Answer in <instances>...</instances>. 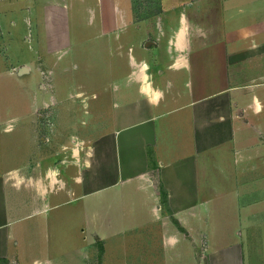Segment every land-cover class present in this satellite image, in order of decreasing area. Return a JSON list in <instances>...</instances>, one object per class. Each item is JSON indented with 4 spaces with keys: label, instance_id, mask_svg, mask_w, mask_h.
Returning a JSON list of instances; mask_svg holds the SVG:
<instances>
[{
    "label": "crops",
    "instance_id": "obj_1",
    "mask_svg": "<svg viewBox=\"0 0 264 264\" xmlns=\"http://www.w3.org/2000/svg\"><path fill=\"white\" fill-rule=\"evenodd\" d=\"M232 1L242 14L236 13L226 22L234 29L225 41L231 45L226 52L244 51L248 80L231 83L224 74L227 66L222 73L213 51L199 46V50H191V29L186 21L178 50L181 12L178 25L158 38L165 41L162 58L170 65L148 73L152 88L160 90L162 98L149 104L139 92L145 83L143 65L139 72L133 71L132 81L138 85L134 83L131 91L130 108L124 105V92L117 93L116 129L100 134L99 162L84 165L87 176L77 177L76 168L66 160L63 167L56 163L52 169L73 180L58 177L65 185L48 181L47 188L42 177L29 178L28 185L39 190L40 195L35 196L28 187L23 193V183L15 187L14 180L6 179L13 170L23 176V162L0 170V264H91L89 254L96 241L103 242L106 257L108 253L112 256L105 264H203L194 258L188 237L193 232L202 234L204 228L210 233V203L215 194H221L214 174L229 173L230 166L236 167L234 172L239 170L246 166L250 152L264 148L263 144L256 148L249 144L264 139V0ZM252 12L260 15L252 16ZM160 43L153 42L151 49L158 51ZM196 44L202 42L197 38ZM168 73L169 80L165 79ZM254 97L262 106L258 113ZM13 122L1 123L5 125L0 129L1 164L8 152L10 156L12 145L5 137L12 130L4 129L9 125L13 129ZM79 133L72 136L82 139ZM109 139L113 144L110 153ZM109 175L115 182L107 181ZM161 188L167 194L165 204ZM75 201L84 205L77 229L75 214L51 215ZM23 208L31 210L23 216ZM42 214L49 221L53 217L52 228L49 224L44 234L45 243L35 231L23 232L24 218ZM210 236L212 246H217L219 239Z\"/></svg>",
    "mask_w": 264,
    "mask_h": 264
},
{
    "label": "rangeland",
    "instance_id": "obj_2",
    "mask_svg": "<svg viewBox=\"0 0 264 264\" xmlns=\"http://www.w3.org/2000/svg\"><path fill=\"white\" fill-rule=\"evenodd\" d=\"M236 10L238 6L230 0H0V129L5 120H15L11 134L5 136L12 142L10 156L8 152L0 170L23 162L27 178L23 193L28 187L35 196L40 195L39 190L28 185V179L42 177L43 186L48 188L45 174L56 163L63 167L66 160L76 168L77 177L87 176L85 161L99 162L100 134L116 129L117 93L124 92V105L130 108L131 91L138 85L132 81L133 71L139 72L144 63L149 66L148 73L170 65L162 58L165 41L158 38L178 25L181 12L190 24V49L213 51L222 73L227 66L224 74L231 83L246 82L249 75L244 68V51L226 52L230 44L225 41L234 30L226 22L234 14H242ZM251 15L259 16L260 12ZM197 38L202 44H196ZM147 41H159L161 47L151 49L153 45L146 46ZM23 68L26 71L20 73ZM165 79H170L169 73ZM78 133L82 139H76L83 144L73 157L71 149L77 145L71 138ZM17 142L21 144L15 145ZM250 143L256 148L264 145V139ZM111 144L109 139V153ZM64 145L69 146L67 151L61 150ZM258 151L250 152L245 157L246 166H239L238 171L230 166L229 173L214 174L221 194L212 197L208 228L219 244L212 246L206 228L202 234L189 235L198 263L264 264V148ZM228 161L231 159H225ZM59 177L61 181L73 180L62 173ZM107 179L115 182L110 175ZM81 204L75 201L51 215L69 211L76 215L75 225L84 217ZM30 210L23 208V216ZM52 216L50 221L47 214L24 218L23 232L35 231L45 243ZM232 243L236 247L227 248ZM105 253L103 242L96 241L90 263L111 260V254L106 257Z\"/></svg>",
    "mask_w": 264,
    "mask_h": 264
},
{
    "label": "clouds",
    "instance_id": "obj_3",
    "mask_svg": "<svg viewBox=\"0 0 264 264\" xmlns=\"http://www.w3.org/2000/svg\"><path fill=\"white\" fill-rule=\"evenodd\" d=\"M184 23H185L184 18L181 17V28L178 30L177 41H176L178 50H179L180 41L183 38V35L185 33ZM148 68H149L148 64L144 63L143 64V71H144L143 79H144L145 83L140 87L139 92L141 93V95L145 96V98L147 99L149 104L154 105V104L159 102V100L162 98L163 93L158 89L152 88L151 83H150V79H149V75H148ZM254 103H255V112H257V113L260 112L262 110V106L259 102V99L254 97ZM11 130H12L11 125H9L8 127H6L4 129V131H6V132L11 131ZM71 143L77 145L76 147H72V149H71L72 156L77 157L78 152H79V147L83 144V141H77V139L75 137H72ZM68 147L69 146H67V145L61 146V150L67 151ZM88 155H91L90 151H89ZM85 166H89L87 161H85ZM45 176L51 184L62 183L58 179L59 169L49 168L47 170ZM6 179L14 180L15 181L14 186L19 187V185L24 182L25 178L19 174V170H13L11 173L8 174ZM77 182H79V181H77Z\"/></svg>",
    "mask_w": 264,
    "mask_h": 264
},
{
    "label": "trees",
    "instance_id": "obj_4",
    "mask_svg": "<svg viewBox=\"0 0 264 264\" xmlns=\"http://www.w3.org/2000/svg\"><path fill=\"white\" fill-rule=\"evenodd\" d=\"M166 197H167V194H166L165 190L163 188H161V199H162L163 204L166 203Z\"/></svg>",
    "mask_w": 264,
    "mask_h": 264
},
{
    "label": "water",
    "instance_id": "obj_5",
    "mask_svg": "<svg viewBox=\"0 0 264 264\" xmlns=\"http://www.w3.org/2000/svg\"><path fill=\"white\" fill-rule=\"evenodd\" d=\"M151 44H153L152 41H147V42L145 43L146 46H150ZM21 71H23V72L26 71V68L21 69Z\"/></svg>",
    "mask_w": 264,
    "mask_h": 264
}]
</instances>
